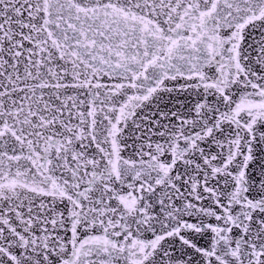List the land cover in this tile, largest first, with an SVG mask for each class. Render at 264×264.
<instances>
[{
    "label": "snow or ice",
    "instance_id": "obj_1",
    "mask_svg": "<svg viewBox=\"0 0 264 264\" xmlns=\"http://www.w3.org/2000/svg\"><path fill=\"white\" fill-rule=\"evenodd\" d=\"M0 264H264V0H0Z\"/></svg>",
    "mask_w": 264,
    "mask_h": 264
}]
</instances>
